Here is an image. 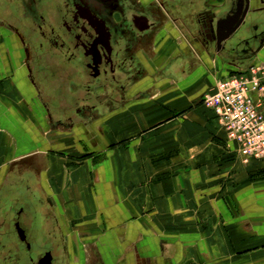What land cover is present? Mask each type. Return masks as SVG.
<instances>
[{
	"label": "crops",
	"instance_id": "1",
	"mask_svg": "<svg viewBox=\"0 0 264 264\" xmlns=\"http://www.w3.org/2000/svg\"><path fill=\"white\" fill-rule=\"evenodd\" d=\"M165 41L151 70L161 75L136 86L145 95L62 127L35 99L22 41L0 20V186L27 177L71 249L105 264H264L262 166L243 162L201 104L216 79L264 73V59L232 70L192 47L183 66L185 51Z\"/></svg>",
	"mask_w": 264,
	"mask_h": 264
},
{
	"label": "flooded vegetation",
	"instance_id": "2",
	"mask_svg": "<svg viewBox=\"0 0 264 264\" xmlns=\"http://www.w3.org/2000/svg\"><path fill=\"white\" fill-rule=\"evenodd\" d=\"M26 1L0 0V20L22 41L35 99L62 127L102 120L145 95L136 86L161 75L151 70L163 39L185 51L183 66L192 47L232 70L264 59V0ZM31 187L22 176L0 186V264H105L71 249L55 208Z\"/></svg>",
	"mask_w": 264,
	"mask_h": 264
},
{
	"label": "built area",
	"instance_id": "3",
	"mask_svg": "<svg viewBox=\"0 0 264 264\" xmlns=\"http://www.w3.org/2000/svg\"><path fill=\"white\" fill-rule=\"evenodd\" d=\"M264 73L228 74L215 80L201 104L218 120L227 139L236 144L244 163L264 165Z\"/></svg>",
	"mask_w": 264,
	"mask_h": 264
},
{
	"label": "rangeland",
	"instance_id": "4",
	"mask_svg": "<svg viewBox=\"0 0 264 264\" xmlns=\"http://www.w3.org/2000/svg\"><path fill=\"white\" fill-rule=\"evenodd\" d=\"M25 2L27 3L26 0H25ZM261 70H262V69H261ZM116 122H117V121H116ZM97 128H98V127H97ZM97 131H99L100 134H103V132H102V128H101V127H99V129H98ZM97 133H98V132H96V134H97ZM102 138H103V137H102ZM95 143H96V144H95V145H96L95 147H96V150H97L98 148L101 147L100 145H102V144H101V140L96 139V140H95ZM253 164H255V165H259V166H262V168H264V165H263V164L255 163V162H254ZM258 177H260V176H256V178H258ZM261 179L264 180V174H262L261 177H260V179H257V180L259 181V180H261ZM258 181H257V182H258Z\"/></svg>",
	"mask_w": 264,
	"mask_h": 264
},
{
	"label": "water",
	"instance_id": "5",
	"mask_svg": "<svg viewBox=\"0 0 264 264\" xmlns=\"http://www.w3.org/2000/svg\"><path fill=\"white\" fill-rule=\"evenodd\" d=\"M239 23H240V21H238V23H237V24H236V23H235V24H233L234 26L232 25V27H233V29H232V30H234V27L236 28V27L239 25ZM232 30H231V31H232ZM226 37H227L226 35H225V36H222V37H220V38H219V42H222L223 40H225V39H226Z\"/></svg>",
	"mask_w": 264,
	"mask_h": 264
},
{
	"label": "trees",
	"instance_id": "6",
	"mask_svg": "<svg viewBox=\"0 0 264 264\" xmlns=\"http://www.w3.org/2000/svg\"><path fill=\"white\" fill-rule=\"evenodd\" d=\"M259 173H264V168H262L261 170H259Z\"/></svg>",
	"mask_w": 264,
	"mask_h": 264
}]
</instances>
